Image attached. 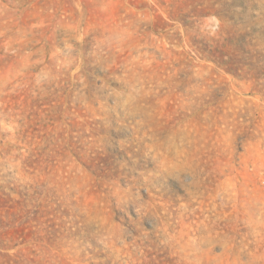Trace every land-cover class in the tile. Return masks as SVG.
Here are the masks:
<instances>
[{"label":"rangeland","instance_id":"374dc122","mask_svg":"<svg viewBox=\"0 0 264 264\" xmlns=\"http://www.w3.org/2000/svg\"><path fill=\"white\" fill-rule=\"evenodd\" d=\"M0 264H264V0H0Z\"/></svg>","mask_w":264,"mask_h":264}]
</instances>
